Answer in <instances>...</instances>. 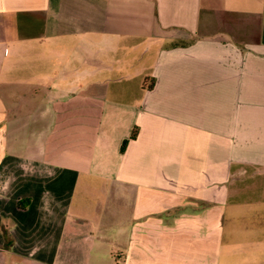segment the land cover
<instances>
[{
    "label": "crops",
    "instance_id": "0c3cea01",
    "mask_svg": "<svg viewBox=\"0 0 264 264\" xmlns=\"http://www.w3.org/2000/svg\"><path fill=\"white\" fill-rule=\"evenodd\" d=\"M119 262L264 264V0H0V264Z\"/></svg>",
    "mask_w": 264,
    "mask_h": 264
},
{
    "label": "rangeland",
    "instance_id": "374dc122",
    "mask_svg": "<svg viewBox=\"0 0 264 264\" xmlns=\"http://www.w3.org/2000/svg\"><path fill=\"white\" fill-rule=\"evenodd\" d=\"M119 217H120V221L122 222V221H123V219H124V215H123V214H120V215H119ZM119 242H120V245H121V243H122V242H121V238H120ZM119 247H120V246H116V247H115V246H113V248H112V251H111V252H112V253H114V255H116V254H117V252H118V250H119V249H117V248H119ZM109 248H110V247H107V250H109ZM120 248H121V247H120ZM118 254H119V253H118ZM119 264H122V263H121V262H119Z\"/></svg>",
    "mask_w": 264,
    "mask_h": 264
},
{
    "label": "trees",
    "instance_id": "16d2710c",
    "mask_svg": "<svg viewBox=\"0 0 264 264\" xmlns=\"http://www.w3.org/2000/svg\"><path fill=\"white\" fill-rule=\"evenodd\" d=\"M134 136H135V135H134V132H132V133L130 134V136H129V139H133ZM124 144H125V141L121 144V147H120L121 150L123 149Z\"/></svg>",
    "mask_w": 264,
    "mask_h": 264
}]
</instances>
